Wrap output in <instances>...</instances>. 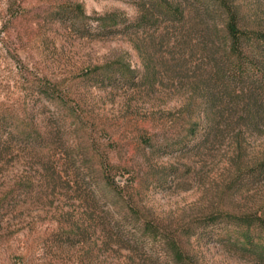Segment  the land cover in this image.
Listing matches in <instances>:
<instances>
[{
	"label": "rangeland",
	"instance_id": "1",
	"mask_svg": "<svg viewBox=\"0 0 264 264\" xmlns=\"http://www.w3.org/2000/svg\"><path fill=\"white\" fill-rule=\"evenodd\" d=\"M139 3L0 0V264H132L134 260L140 263V255L149 264L157 259L145 247L131 253L119 249L115 241L106 246L101 227H93L86 238L66 235L76 230L75 225H82L84 196L89 194L84 187L88 179L78 176L71 162L79 158L86 143L108 156L115 168L130 171L123 178L126 184L134 175L141 178L149 170L145 158L151 154L141 144L143 136H159V145H165L162 137L172 143L178 138L174 129L167 128L168 113L178 97L141 96L123 83L92 87L80 79L88 69L114 62L142 69L131 39L100 36L93 20L111 13L135 17ZM76 5L90 18L85 25L64 14ZM44 86L57 91L56 98L47 96ZM75 109L80 116L74 115ZM26 130L50 135L45 151L51 150V157L45 161L48 166L55 163L60 172L56 183L35 154L36 142L18 138V133ZM263 147L264 135L252 140L251 150L256 154ZM232 152L230 142L202 156L169 149L153 161L178 169L180 184L165 188L151 185L145 203L166 224L216 209L264 214V185L230 188L236 175L229 163ZM116 171L112 176L120 180ZM139 181L133 182L135 188ZM90 196L93 205L95 197ZM123 241L134 246L129 235ZM192 245L200 264H248L219 244L195 241Z\"/></svg>",
	"mask_w": 264,
	"mask_h": 264
},
{
	"label": "trees",
	"instance_id": "2",
	"mask_svg": "<svg viewBox=\"0 0 264 264\" xmlns=\"http://www.w3.org/2000/svg\"><path fill=\"white\" fill-rule=\"evenodd\" d=\"M64 14L82 20L84 25L90 20L81 5ZM93 20L100 36H128L142 69L114 62L92 67L80 79L92 87L123 83L141 96L178 97L167 117V128L174 129L178 138L172 143L162 137L165 145H159V136H143L141 144L151 154L145 158L149 170L141 178L134 175L126 184L123 178L130 171L115 168L108 156L86 143L79 158L71 162L77 175L88 179L84 187L89 194L84 196L82 225H75L76 230L66 233L67 238H86L93 227H101L106 246L115 241L119 249L131 253L145 247L157 257L149 264H200L199 253L192 249L195 241L219 244L248 264H264L263 213L216 209L166 224L145 203L151 185L165 188L177 183L178 169L153 161L169 149L202 156L230 142L233 152L229 163L236 171L230 188L264 185V147L258 154L251 150L252 140L264 135V0H140L135 17L111 13ZM43 89L49 97L58 95L50 86ZM73 113L80 116L79 110ZM17 136L34 140L44 171L54 183L61 179L55 163L48 166L45 161L51 157V150L45 151L50 135L26 130ZM114 170L120 180L112 176ZM135 180H140L139 188L133 186ZM90 194L95 197L93 205ZM128 235L134 246L124 243ZM144 258L140 255V263L134 260L132 264H148Z\"/></svg>",
	"mask_w": 264,
	"mask_h": 264
}]
</instances>
